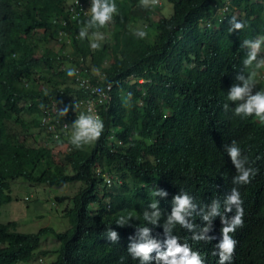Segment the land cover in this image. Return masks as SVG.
Instances as JSON below:
<instances>
[{
	"label": "trees",
	"instance_id": "16d2710c",
	"mask_svg": "<svg viewBox=\"0 0 264 264\" xmlns=\"http://www.w3.org/2000/svg\"><path fill=\"white\" fill-rule=\"evenodd\" d=\"M67 2L0 0V206L11 200L10 179L82 184L73 196L56 198L70 202L64 210L69 221L64 231L45 227L24 233L15 223H0V264L33 258L46 233L59 242L56 258L47 264H138L126 251L136 227L147 226L153 237L163 239L162 227L145 225L142 218L154 199L164 214L162 225L172 197L181 191L201 206L229 194L236 173L223 146L232 141L257 171L249 184L239 186L244 223L232 234L237 244L231 264H264V125L255 117L241 119L223 110L243 68L246 49L240 44L264 37V0H168L172 13L156 20L139 0H115L119 14L99 29L114 43L96 50L90 48L91 33L85 40L78 36L88 17L69 20V25L53 21L67 18ZM233 16L245 28L229 33ZM137 23L151 29V37L147 33L138 39ZM60 31H67V42L60 39ZM67 43L71 50L64 52ZM74 66L86 69L80 78L88 83L103 72L105 82L113 84L112 101L102 112L103 134L88 149L68 143L71 149L65 152L26 144L27 138L13 129L28 127L20 116L23 111L39 114L41 104L50 99L92 96L67 75ZM63 120L69 126L74 122L71 109ZM104 173L114 177L110 191L102 184ZM155 188L168 196L155 198ZM128 214L133 216L130 226L118 227L116 220ZM226 215L233 216L234 210ZM193 219L204 226L198 216ZM109 228L118 232V243L105 239ZM173 234L181 243L191 235L179 226ZM187 242L192 248L202 245Z\"/></svg>",
	"mask_w": 264,
	"mask_h": 264
},
{
	"label": "clouds",
	"instance_id": "9594fccd",
	"mask_svg": "<svg viewBox=\"0 0 264 264\" xmlns=\"http://www.w3.org/2000/svg\"><path fill=\"white\" fill-rule=\"evenodd\" d=\"M158 4L159 0H139V6L144 9L154 8ZM221 8L223 11L227 7L224 5ZM65 9L67 18L58 21L54 19L53 21L66 25L69 20L88 17L86 21L82 22L83 26L79 29L78 36L81 40H85L89 38L91 33L90 48L93 50L101 47L99 41H102L104 38L99 29L112 23L114 17L119 14L115 0H68ZM216 16L222 17L220 15ZM228 24L229 33L239 32L245 28V23L238 21L235 16L228 21ZM207 25L211 26V23L207 22ZM60 32V39L64 38L67 42V31L65 34L63 31ZM134 35L138 39H144L147 36V32L142 29H136L134 30ZM240 47L246 49V55L242 61L243 68L235 76L234 79L236 82L227 92V102L223 104V110L225 112L231 111L234 116L240 117L241 119L255 117L261 125H264V90L256 91L253 94V90L257 86V78L259 82L264 83V57L258 58L259 54H264V52H261V49L264 47V37L245 39L240 44ZM261 68L263 71L261 70L262 72L258 73L257 70ZM245 69H251V71L245 73ZM76 70L78 73H76ZM81 71L85 72L86 69H81L79 66L69 67L67 69V75L69 77H76L80 75ZM105 76L103 72L98 73L94 76L93 83H89L91 86L111 85V100L108 104L98 108V115L85 113L82 109H78L79 105L75 103L78 101L76 97L65 100L62 98L60 100L50 99L46 102L45 106L41 104L40 113H35L37 118L32 119L37 120L38 125L35 124L33 126L38 127L43 137L47 140L41 146L58 148L63 145L65 150H62V152H65L71 149L68 143L75 149L80 150L84 146L94 144L99 140L104 131L102 112L108 109L113 98V84L105 82ZM132 81L133 79H131ZM74 83L76 87H79L75 79ZM96 91L102 92L101 89H97ZM131 96L132 93L129 92L127 99L130 100ZM51 103H54L58 108L57 115L60 118L67 116L71 109L74 120L68 126L70 130L67 135L62 134L58 139L52 137L47 131L46 125L42 122L44 113ZM229 103L234 104L235 107L230 108ZM223 147L236 173L232 179L234 187H232L229 194H226L222 201L220 199H213L209 204L201 206L197 205L193 197L186 191H181L172 197L171 211L164 218L162 225L160 221L164 214L159 207V200L154 199L144 209L142 218L145 225L162 227L163 239L153 237L151 228L147 226L136 227L135 234L128 238L129 243L126 251L133 260L138 261V264H208V262H210L209 264H231L237 244L232 234L238 228H241L244 223L243 200L241 199L239 186L249 184L256 175L257 170L248 166V158L242 156L241 149L236 141H232L231 144ZM96 171L101 173L99 170ZM101 176L105 189L106 187H110L114 180L113 175L104 173ZM152 195L155 198L160 197L163 199L168 196V193L163 189L155 188ZM233 210L234 215L228 217L226 214L233 212ZM195 216H198L204 223L203 227H198L193 222V217ZM216 217L218 218L214 220ZM131 220H133L131 214L121 215L115 224L123 228L130 226ZM177 226L191 233L187 239L197 243L202 242V245H197L195 248H192L187 242V239L181 243L180 237L173 234ZM208 233H211V236ZM105 239L111 244H116L119 242L120 237L118 232L109 228L106 232Z\"/></svg>",
	"mask_w": 264,
	"mask_h": 264
},
{
	"label": "rangeland",
	"instance_id": "374dc122",
	"mask_svg": "<svg viewBox=\"0 0 264 264\" xmlns=\"http://www.w3.org/2000/svg\"><path fill=\"white\" fill-rule=\"evenodd\" d=\"M151 11V17L156 20L158 17H168L172 13V4L168 0H159V4L154 8L149 9ZM237 15V13H235ZM238 17H241L237 15ZM148 25V24H147ZM149 26V25H148ZM134 28L145 30V24H134ZM151 37L152 30H145ZM154 31V30H153ZM101 32V31H100ZM103 40L99 41L100 45L109 41L110 44L114 43L113 38L108 32L102 31ZM53 42L48 45L53 46ZM71 50L70 45L67 43L63 51L69 52ZM264 52V47L261 49ZM258 69V73L262 72ZM264 72V71H263ZM258 76V75H257ZM264 83L259 82L257 78V86L253 90V94L256 91L263 90ZM21 116L27 122L28 127L24 128L20 125L14 127V131L21 135L23 138H27L26 144L29 145H42L47 140L43 137L38 127L33 126L32 119L37 118V115L31 111L26 110L21 113ZM87 149L90 145L85 146ZM58 150H65V147L59 146ZM58 160H61V156H58ZM10 184V196L11 200L0 206V223H15L16 230L24 233H34L42 228L48 227L57 232L64 231L69 227V221L64 215V210L70 205L69 200L57 201L56 198L61 196H73L82 186L81 183H65L61 185H48L45 183H30L22 178H15L8 180ZM114 181V180H113ZM113 182L110 187H106V190H111ZM95 206L91 207V210H95ZM59 248V242L53 237L51 233L42 234L40 237V245L36 250L33 258L21 264H47L56 258V251ZM49 252L47 255H43L42 252Z\"/></svg>",
	"mask_w": 264,
	"mask_h": 264
},
{
	"label": "built area",
	"instance_id": "2783aa9c",
	"mask_svg": "<svg viewBox=\"0 0 264 264\" xmlns=\"http://www.w3.org/2000/svg\"><path fill=\"white\" fill-rule=\"evenodd\" d=\"M76 73H78L77 70ZM75 81L79 87L90 89V94H92V96L85 100H78L75 102L79 105L78 109H82L85 113L98 115V108L108 104L111 100V85L91 86L86 79L80 78V75H77L75 77ZM97 89H101L102 92H97ZM57 112L58 108L54 103H51L47 107L42 119L43 124L47 127V131L52 135L54 139H58L62 134L66 136L70 130L68 128L69 124L64 121L63 118H60L57 115Z\"/></svg>",
	"mask_w": 264,
	"mask_h": 264
}]
</instances>
